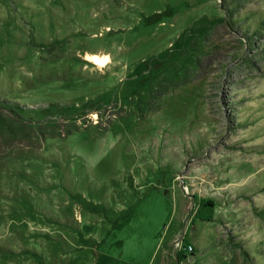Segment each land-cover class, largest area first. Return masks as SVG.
<instances>
[{"label": "rangeland", "instance_id": "obj_1", "mask_svg": "<svg viewBox=\"0 0 264 264\" xmlns=\"http://www.w3.org/2000/svg\"><path fill=\"white\" fill-rule=\"evenodd\" d=\"M0 264H264V0H0Z\"/></svg>", "mask_w": 264, "mask_h": 264}, {"label": "bare ground", "instance_id": "obj_2", "mask_svg": "<svg viewBox=\"0 0 264 264\" xmlns=\"http://www.w3.org/2000/svg\"><path fill=\"white\" fill-rule=\"evenodd\" d=\"M86 58L100 67H105L109 63V56L107 55L89 54Z\"/></svg>", "mask_w": 264, "mask_h": 264}, {"label": "water", "instance_id": "obj_3", "mask_svg": "<svg viewBox=\"0 0 264 264\" xmlns=\"http://www.w3.org/2000/svg\"><path fill=\"white\" fill-rule=\"evenodd\" d=\"M192 198H193V201H194L195 200V196H192ZM183 237L184 236L182 235L181 239L177 240L174 243V248H173V254H174V256H175V258H176V260H177L178 263H179V259H178V256H177V248H176V246L182 242Z\"/></svg>", "mask_w": 264, "mask_h": 264}, {"label": "trees", "instance_id": "obj_4", "mask_svg": "<svg viewBox=\"0 0 264 264\" xmlns=\"http://www.w3.org/2000/svg\"><path fill=\"white\" fill-rule=\"evenodd\" d=\"M199 213H200V212H199ZM199 218L202 219V220H205V218L202 217L201 215H200ZM182 252H183V251H182ZM182 252H181L180 255H179V256H180V258H179L180 260H183V259L186 257L185 254H184V252H183V253H182Z\"/></svg>", "mask_w": 264, "mask_h": 264}]
</instances>
